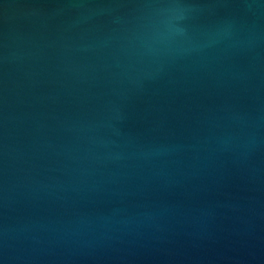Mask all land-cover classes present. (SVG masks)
Here are the masks:
<instances>
[{
  "label": "water",
  "instance_id": "obj_1",
  "mask_svg": "<svg viewBox=\"0 0 264 264\" xmlns=\"http://www.w3.org/2000/svg\"><path fill=\"white\" fill-rule=\"evenodd\" d=\"M0 264H264V0H0Z\"/></svg>",
  "mask_w": 264,
  "mask_h": 264
}]
</instances>
